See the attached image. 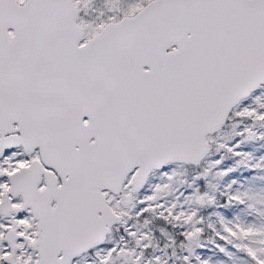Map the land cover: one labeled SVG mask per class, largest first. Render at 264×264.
<instances>
[{
    "label": "snow or ice",
    "instance_id": "snow-or-ice-1",
    "mask_svg": "<svg viewBox=\"0 0 264 264\" xmlns=\"http://www.w3.org/2000/svg\"><path fill=\"white\" fill-rule=\"evenodd\" d=\"M0 264H264V0H0Z\"/></svg>",
    "mask_w": 264,
    "mask_h": 264
}]
</instances>
